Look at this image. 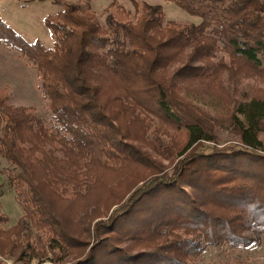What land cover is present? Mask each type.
<instances>
[{"label": "trees", "instance_id": "16d2710c", "mask_svg": "<svg viewBox=\"0 0 264 264\" xmlns=\"http://www.w3.org/2000/svg\"><path fill=\"white\" fill-rule=\"evenodd\" d=\"M51 1L62 5L46 18L51 46L27 41L0 18V42L35 66L49 100L41 116L8 104L0 89V155L8 163L0 172L24 212L6 227L0 184V251L21 248L28 262L51 251V264L67 256L73 260L63 264H196L209 246L257 243L264 99L237 106L240 144L208 150L202 142L216 140L215 126L179 97L176 81L219 82L235 65L262 73L264 0H171L200 16L198 24L165 20L162 7L146 0H132L134 12L113 2L104 23L88 5ZM151 116L180 131L169 150L179 158L168 168L144 162L145 152L129 142L160 131ZM140 165L151 173L125 200L115 195L123 173ZM92 202L121 204L95 223L87 249L77 216ZM34 229L36 242L24 247L20 238Z\"/></svg>", "mask_w": 264, "mask_h": 264}, {"label": "rangeland", "instance_id": "374dc122", "mask_svg": "<svg viewBox=\"0 0 264 264\" xmlns=\"http://www.w3.org/2000/svg\"><path fill=\"white\" fill-rule=\"evenodd\" d=\"M62 2H72L90 7L100 22L104 23L111 4H123L127 9L134 12L132 0H61ZM152 5L161 6L165 15V20H174L183 24L200 23L201 17L190 14L186 9L171 0H146ZM62 5L53 3L51 0H0V18L11 28L29 42L40 40L47 46L53 43L52 32L46 25V18L50 14L56 13ZM224 55L223 52L219 56ZM227 61H229V58ZM199 63H196L198 65ZM183 63H177L170 68V73H174L175 67H181ZM247 67L234 66L233 70L224 71L219 82H198L193 80L176 81L178 95L186 103L195 106L196 111L207 116L215 126L216 140L203 141V147L208 150L213 147L223 148L225 146L240 144V135L234 122L236 108L241 102L253 98L264 99V71L258 75H251ZM41 78L35 66L26 58L22 57L18 50L9 49L0 42V89L6 88L8 93V104L13 106H24L34 109L38 115H49V100L45 96ZM152 128H159L160 131L153 133L148 130L144 138L131 139L129 142L136 150L145 152L146 160L150 157L162 167H170L179 156L177 151L173 154L169 151L176 142L182 141L174 125L168 124L158 117L151 116ZM183 136V135H182ZM263 141L261 149L264 151V130L259 134ZM184 138V137H183ZM165 151V152H164ZM164 152V153H162ZM169 153V155H166ZM177 155V157H176ZM176 157V158H175ZM174 160V161H172ZM8 163L0 155V168H5ZM121 171V170H120ZM151 171L144 165L138 168L132 167L119 178L114 188L115 195L123 194L124 200L129 196L132 188L141 183ZM0 184L4 186V195L1 198V210L8 216L9 221L6 227L18 223L23 215V209L15 198L14 189L7 181L4 173L0 172ZM110 189V188H107ZM110 191V190H107ZM108 195L110 192L106 193ZM114 193L112 192V199ZM123 200V201H124ZM97 203V204H96ZM116 203V204H115ZM120 202H92L87 211H82L77 216L78 227H81L80 237L89 242L87 249L91 247L95 239L92 234L95 223L100 219L107 218L115 210ZM98 205V206H97ZM84 230V231H83ZM91 232V233H90ZM43 236V232H40ZM36 230L29 233V237H21L23 246L29 242L35 243ZM244 235L257 237V232L245 230ZM46 237H44L45 240ZM21 248L0 251V264H51L54 258L53 252L49 251L41 258L34 257L27 261ZM72 256L65 257L64 261H72ZM56 261L57 264H63ZM196 264H264V235H260L259 241L251 246L234 247L230 244L219 246H209L206 251L197 258Z\"/></svg>", "mask_w": 264, "mask_h": 264}]
</instances>
